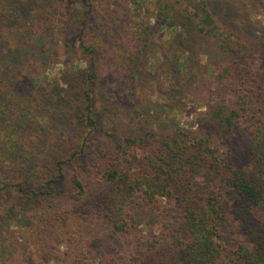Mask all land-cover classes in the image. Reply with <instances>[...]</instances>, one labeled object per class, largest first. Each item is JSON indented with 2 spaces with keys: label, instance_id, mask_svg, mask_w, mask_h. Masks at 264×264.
Segmentation results:
<instances>
[{
  "label": "trees",
  "instance_id": "1",
  "mask_svg": "<svg viewBox=\"0 0 264 264\" xmlns=\"http://www.w3.org/2000/svg\"><path fill=\"white\" fill-rule=\"evenodd\" d=\"M121 1L128 8L130 26L139 30L135 37L122 38L127 85L121 95L113 89L129 108L127 116L136 121L144 115L135 102L137 63L159 28L172 31L173 38L206 39L222 56L211 90L199 99L206 111L196 115L191 128L164 131L148 126L139 138L117 137L94 117L95 89H82L85 106L76 125L70 123L73 111L60 107L63 89L41 91L29 99L31 119L20 111L16 121L9 119L11 129L0 139V264H10L5 247L10 237L26 230L22 222L30 217H38L37 237L50 250L44 253L49 264H264V43L247 32L254 13L239 23L231 20L228 7L221 13L222 0ZM22 9L18 2L6 7L19 18ZM87 27L85 23L82 31ZM14 31L0 27V45ZM80 39L95 69L96 51L85 46L83 35ZM8 53L0 58V109L6 111L15 107L11 97L21 96L14 91L19 76L7 72L20 69L22 58L16 51ZM93 77L87 74L83 80L92 82ZM7 84L13 88L5 90ZM54 122L61 140L72 135L75 142L62 155L56 149L61 140L53 141L54 150L47 154L42 152L41 133H19V128L24 133ZM130 150L138 152L134 168H128ZM87 155L92 160L88 182L75 170L67 177L70 166ZM46 201L54 221L42 211ZM157 202L168 214L156 230H143L139 212ZM84 219H92L89 226ZM71 221L76 230L67 225ZM60 228L72 231L52 237ZM85 229L89 237L81 235ZM111 237L128 249L109 246Z\"/></svg>",
  "mask_w": 264,
  "mask_h": 264
},
{
  "label": "rangeland",
  "instance_id": "2",
  "mask_svg": "<svg viewBox=\"0 0 264 264\" xmlns=\"http://www.w3.org/2000/svg\"><path fill=\"white\" fill-rule=\"evenodd\" d=\"M15 2L23 8L22 18L12 16L6 11V7ZM258 2L261 3L260 6ZM123 4L121 0H94V2L91 0H0V27L16 30L13 32L14 36L4 45V42H1L3 48L0 45V58L7 57L9 50L16 51L22 58L20 69L15 73L13 70L7 72L12 76H19L16 77L14 91L21 96L11 97L15 105L12 107L15 110L0 109V139L11 129L9 119L16 121L20 111H23L20 112L21 116L31 119V111L27 106L29 99L34 98L41 91L50 93L51 89L64 90L61 91L64 102L60 107L73 111L75 116L69 117L72 125H76L77 120L83 115L85 102L82 89H95L91 107L94 117L107 132L114 133L117 137L139 138L145 134L148 126L168 131L179 126L191 128L195 125L196 115L206 111L204 102L199 99L211 90L215 65L223 60L222 56L206 39L179 34L173 38L172 31L165 28L156 29L149 47L137 63L138 95L135 102L144 115L136 121L131 120L127 116L129 108L113 90L118 89L121 95V89H126L127 85L125 72L127 63L122 49L124 40L122 38L124 36L132 38L139 33V30L130 26L127 21L128 8ZM144 4V8L147 9L149 4ZM227 7L233 22L242 23L246 21L248 14L253 12L247 24L250 31L247 32L255 38H262L264 43V0H222L219 4L221 13ZM54 14L57 15L56 20H53ZM85 23L88 27L83 32L81 27ZM82 35L85 46L92 47L96 51L95 69L91 67L90 55L80 48ZM132 46L129 45L130 52ZM87 74L94 75L92 82L83 80ZM47 83L58 85L57 88L47 87ZM4 88L6 90L13 87L7 84ZM10 95L11 93L7 97L9 98ZM17 104L21 105V108ZM55 124L57 123L46 126L40 123L30 130L26 129L24 133L22 131L25 129L19 128V133L24 137H28L33 132L41 133L44 140L42 152L45 150L50 154L54 150L51 143L62 139L55 134L57 130ZM72 137L67 135L66 141L61 140L56 143V149L62 151L61 155L74 146ZM1 146L0 144V149ZM130 151L132 161L129 163L130 167H127L134 168V157L138 152ZM70 168L67 170V177L75 170L84 182H88V173L92 169L90 155L82 161L74 162L73 167ZM49 206V202L43 203L42 211L49 212L50 220L54 221L55 217H51L54 214ZM30 208L31 205L26 208V214L31 213ZM33 209L37 217L40 209L38 207ZM165 214L167 215L168 211L161 202H157L151 209L139 212L138 221L143 224L141 225L143 230H156ZM30 218L32 219H23L22 223L26 230H20L19 234L14 235L15 237H10L11 243L9 242L5 247V260L10 264H49L45 261L44 253L50 250H47L46 243L44 249L42 238L37 237L40 229L38 217ZM91 221L92 219H84L82 222L89 226ZM67 225L72 230L77 229L72 221ZM72 230L66 231L60 228L55 232L56 236L52 237L60 238L62 233H69ZM227 232L230 233L228 237H231L230 227L227 228ZM81 235L89 237L86 229ZM115 240V237H111L108 245L116 247L119 244L121 250L128 249L127 244L119 239Z\"/></svg>",
  "mask_w": 264,
  "mask_h": 264
}]
</instances>
